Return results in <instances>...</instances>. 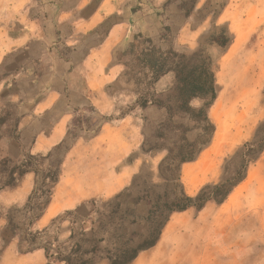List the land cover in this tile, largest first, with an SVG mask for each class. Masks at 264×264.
Returning <instances> with one entry per match:
<instances>
[{
	"label": "crops",
	"instance_id": "obj_1",
	"mask_svg": "<svg viewBox=\"0 0 264 264\" xmlns=\"http://www.w3.org/2000/svg\"><path fill=\"white\" fill-rule=\"evenodd\" d=\"M154 1L158 7L168 0ZM148 4L147 0H0V102L19 109L17 137L9 132L10 123L0 130V159L8 157L17 162L24 160L25 154L51 153L53 161L59 158L63 162L52 201L33 224L32 231L47 229L64 213L80 209L95 198L111 199L130 186L136 170L130 165L118 173L117 161L131 145L121 148L113 145L115 127H124L129 117L122 118L116 126L104 123L98 135L83 142L84 151L79 148L81 141L66 147V140L70 128L89 106L104 113L114 111L116 101L106 87L120 79L126 67L124 62L115 61L116 49L131 45L138 34L146 35L151 41L159 39L161 31H157L152 19L160 10L150 11ZM221 14L223 11L215 22L218 27L222 25ZM191 15L179 29L180 41L189 35L187 30L196 35L211 16L207 13L205 21H198V12ZM240 41L238 37L230 48L228 61H233L239 52L242 56ZM261 79H264V70L260 72L258 80L261 82ZM255 92L251 87L256 102L243 109L244 112L255 109ZM216 103L217 99L214 103L217 106ZM215 139L214 136L213 144ZM98 140L108 145V150H104L107 152H101L100 161L88 149ZM183 174L186 177L191 174L189 166ZM35 182V173H28L19 185L1 191L0 207H24ZM207 207L197 212L194 222L201 220ZM190 211L174 214L158 244L141 252L132 264H153L156 255L175 242L172 230L185 222ZM7 225L5 216H1L0 237L8 235ZM71 234L72 223L63 222L60 239L69 240ZM0 264H48V261L43 249L18 254V241L14 239L0 256Z\"/></svg>",
	"mask_w": 264,
	"mask_h": 264
},
{
	"label": "rangeland",
	"instance_id": "obj_2",
	"mask_svg": "<svg viewBox=\"0 0 264 264\" xmlns=\"http://www.w3.org/2000/svg\"><path fill=\"white\" fill-rule=\"evenodd\" d=\"M147 2L150 11L153 8L160 10V13L154 15L152 19L155 21L154 26L157 31L158 29L161 31L159 39L152 41L154 46L163 50L172 46L182 53L203 50L212 58L216 78L220 72H223L229 81H234L232 75H236L239 70L240 78L257 91L255 92L257 104L254 110L245 111L247 112L245 113L240 103L232 110H220L219 120L209 114L216 128L214 144L213 136L211 144L204 149L195 162L181 167V184L184 191L190 196H196L206 185L220 182L225 162L239 147L252 140L259 125L264 122V79H261V82L258 80L260 72L264 70V0H168L162 5L158 4V7L154 0H147ZM221 11L223 14L220 16L219 23L222 25L218 27L215 22ZM188 12L191 14L198 12V21H205L209 13L210 21L201 26L196 35L187 30L189 35L180 41L179 29L186 18L192 16L191 14L187 16ZM146 17L149 16L146 15ZM136 36L148 39L146 35L138 34L134 38ZM238 37L241 40L240 46L243 43L242 56L240 57L239 52L233 61H228L227 54ZM223 38L226 44L220 46L215 40L221 41ZM129 46L130 44L116 49L115 61L124 62L128 64V67H124V73L120 79L106 87L116 101L114 111L104 113L94 106H89L87 111L76 120V124L70 128L66 140V147L72 146L77 140L81 141L79 148L84 151L83 142H89L98 135L104 123L116 126L121 122L122 114L128 113L125 117H129V121L124 127H115L116 141L113 145L117 148L125 144L131 145V149L125 156L118 159L117 172L120 173L130 165L136 171L132 175L130 186L121 192L123 196L119 201L123 206L119 215L100 232V236L105 238L104 246L113 252L116 248L123 246L130 237L140 240L139 238L147 236L153 228L150 222L144 220L134 222L135 219L126 215L125 211L133 210L135 216L142 218L148 215L152 199H144L141 203L137 200L142 197V190L148 185L163 182L159 166L168 157L166 148H174L179 140L177 132L166 128L169 115L165 108L151 105L146 109L136 107L130 110L147 85L141 79L139 68L135 66L127 52ZM250 54H252L251 57L245 58ZM262 57L263 61H261ZM173 84V76L168 75L155 83L152 81L149 87L152 93L162 96L167 103L173 104V101L168 100ZM220 89L218 85V93ZM192 105L200 107L202 102L197 100ZM4 109L13 112L10 125L18 120L19 109L16 106L0 102V112ZM211 109L213 112L217 106L214 104ZM173 121L194 129L188 134V139L192 142L203 133L202 128L205 126L199 127L187 115L180 113L175 115ZM161 134H164L165 138H161ZM88 149L89 153L100 161L101 152L108 150V145L98 140ZM60 153L61 156L63 150ZM187 166L191 169L188 177L183 174ZM111 199L95 198L80 208L81 218L88 221V230L99 229L97 224H92L96 219L95 211L100 206V202ZM92 201L98 203L93 204ZM112 210V206L104 208L106 213ZM5 213L6 209H0V217ZM196 214L195 210L188 212L185 222H180L182 225L172 230L173 235L175 234V242L166 251L163 250L162 254L156 255V259L152 260L153 264H162V262L166 264H264V153L256 163L250 166L247 179L233 191L222 206L210 203L198 223L193 220ZM121 217L125 218L124 227L120 226ZM189 217L192 218L188 221ZM65 219L71 223L74 221L80 223V219L76 220L73 216H67ZM172 225L173 223L167 229V234ZM78 226L76 225V228ZM60 235L61 229L58 232L59 238ZM1 238L0 249L3 245Z\"/></svg>",
	"mask_w": 264,
	"mask_h": 264
},
{
	"label": "trees",
	"instance_id": "obj_3",
	"mask_svg": "<svg viewBox=\"0 0 264 264\" xmlns=\"http://www.w3.org/2000/svg\"><path fill=\"white\" fill-rule=\"evenodd\" d=\"M190 13L188 12L187 16ZM215 41L220 46L226 44L224 38ZM127 52L132 62L139 68L141 79L147 85L130 110L136 107L146 109L151 105L165 108L169 115L166 128L179 134V140L174 148H166L168 157L159 166L163 182L148 185L142 190V197L137 200L141 203L144 199H152L148 215L142 218L135 216L133 210L125 211L126 215L135 219L134 222L143 220L150 222L153 225L150 233L139 238L140 240L130 237L123 246L116 248L115 252L104 246L105 238L100 236V232L119 215L123 206L119 200L123 193L107 202H100L94 214L96 219L92 223L99 226L98 230L95 228L88 230V221L81 218L78 208L55 219L49 228L32 231L33 224L43 216L52 201L54 189L62 175V159L53 161L51 153L46 156L25 154V159L17 162L4 157L0 159V192L19 185L28 173H35L36 182L28 203L23 208L13 206L6 209L4 216L8 222L9 232L6 237L1 238L3 245L0 256L9 247L10 242L16 239L18 254L27 255L43 249L48 264H100L102 261H107V264H132L141 252L158 244L164 228L174 214H182L189 210L201 212L210 203L223 205L233 191L247 179L250 166L263 155L264 122L259 125L252 140L239 147L225 162L219 183L206 185L196 196L186 194L181 184V167L199 158L204 149L211 144L216 131L209 116V110L218 97L212 58L203 50L182 53L172 46L163 50L154 46L151 40L140 36L134 38ZM125 65L128 67V64ZM168 75L174 78V84L170 88L171 95L168 97L173 104L152 93L149 87L152 81L155 83ZM197 100L202 102L200 107L192 105ZM178 113L187 115L199 127L205 125L202 128L203 133L195 141L188 139V134L194 129L173 121ZM127 114L123 113L122 118ZM12 115L13 112L9 109L0 112V130L10 122ZM18 126L19 119L10 125L9 132L16 136ZM160 137L165 138V135L161 134ZM109 206H112L113 210L106 213L104 208ZM67 216H73L76 220L81 219L80 223L77 221L72 223L70 239L62 241L58 237V232L61 224L68 221L65 219ZM121 219L120 226L124 227L125 218ZM76 225H79L78 228Z\"/></svg>",
	"mask_w": 264,
	"mask_h": 264
},
{
	"label": "bare ground",
	"instance_id": "obj_4",
	"mask_svg": "<svg viewBox=\"0 0 264 264\" xmlns=\"http://www.w3.org/2000/svg\"><path fill=\"white\" fill-rule=\"evenodd\" d=\"M240 75V71L238 70L236 75H232L234 77V81H229L223 72L218 74L217 84L221 87V89L217 97V109L210 112V115H212L214 119L216 118L219 120L218 112L222 109V111H229L234 109L235 106L240 103L243 109H245L246 107L249 108L252 104H255L256 98L251 93L250 84H246V81L242 80Z\"/></svg>",
	"mask_w": 264,
	"mask_h": 264
}]
</instances>
